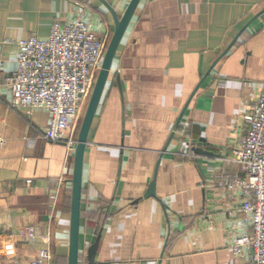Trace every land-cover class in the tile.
<instances>
[{
  "label": "crops",
  "instance_id": "obj_1",
  "mask_svg": "<svg viewBox=\"0 0 264 264\" xmlns=\"http://www.w3.org/2000/svg\"><path fill=\"white\" fill-rule=\"evenodd\" d=\"M130 1L0 0L2 264H29L44 246L49 264H67L69 248L74 150L44 138L47 112L12 107L17 42L80 17L106 46L107 6L120 18ZM263 84L264 0H141L87 137L79 264L94 244L93 264H250L230 249L248 232L245 216L211 181L239 171L231 145ZM27 225L47 244L26 243Z\"/></svg>",
  "mask_w": 264,
  "mask_h": 264
},
{
  "label": "built area",
  "instance_id": "obj_2",
  "mask_svg": "<svg viewBox=\"0 0 264 264\" xmlns=\"http://www.w3.org/2000/svg\"><path fill=\"white\" fill-rule=\"evenodd\" d=\"M17 68L5 79L12 107L48 113L44 138L64 143L74 150L76 137L71 124L78 120L82 100L92 92L105 45L80 17L68 22L55 20L46 38L31 36L17 42ZM242 121L246 131L231 145V161L238 172H222L211 181L212 191L245 216L248 232L235 238V256L248 252L250 264H264V84ZM179 136L185 133L179 128ZM188 144L187 141H183ZM28 244L42 239L37 226L27 225L21 233ZM47 246L41 247L29 264H49Z\"/></svg>",
  "mask_w": 264,
  "mask_h": 264
},
{
  "label": "water",
  "instance_id": "obj_3",
  "mask_svg": "<svg viewBox=\"0 0 264 264\" xmlns=\"http://www.w3.org/2000/svg\"><path fill=\"white\" fill-rule=\"evenodd\" d=\"M141 0H131L124 11L123 15L119 18L114 10L109 8V12L113 17L114 30L110 41L107 44L106 50L103 55L100 69L97 73L92 92L89 97L87 107L85 109L81 125L77 134V142L74 149V163L73 175L71 179V211H70V230H69V248L67 264H79V229H80V201H81V180H82V167L84 150L87 143V137L90 126L96 109L98 107L100 98L102 96L105 85L111 71L113 59L116 55L118 45L120 44L127 27L132 20L135 10ZM119 85V82L117 81ZM178 126V125H177ZM176 126V127H177ZM154 183L150 185V189L146 193V197L153 195ZM97 244L91 246L87 251V262L93 264L94 254Z\"/></svg>",
  "mask_w": 264,
  "mask_h": 264
},
{
  "label": "rangeland",
  "instance_id": "obj_4",
  "mask_svg": "<svg viewBox=\"0 0 264 264\" xmlns=\"http://www.w3.org/2000/svg\"><path fill=\"white\" fill-rule=\"evenodd\" d=\"M106 47H107V45L105 46V50H106ZM97 76V75H96ZM95 79H96V77H95ZM95 82V81H94ZM93 89V88H92ZM89 97H90V95L89 96H87V97H85L83 100H82V102H81V105H80V110H79V115H78V120H77V127H80V125H81V121H82V118H83V115H84V112H85V109H86V107H87V104H88V101H89ZM0 264H2L1 262H0Z\"/></svg>",
  "mask_w": 264,
  "mask_h": 264
}]
</instances>
